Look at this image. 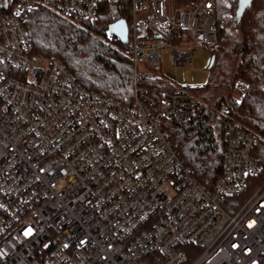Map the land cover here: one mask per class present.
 Returning <instances> with one entry per match:
<instances>
[{
	"label": "built area",
	"instance_id": "obj_1",
	"mask_svg": "<svg viewBox=\"0 0 264 264\" xmlns=\"http://www.w3.org/2000/svg\"><path fill=\"white\" fill-rule=\"evenodd\" d=\"M105 1L0 0V264H264L257 136L219 115L224 169L208 189L164 125L200 101L141 85L173 83L171 70L217 43L216 0H129L130 102L32 52L31 12L81 24Z\"/></svg>",
	"mask_w": 264,
	"mask_h": 264
},
{
	"label": "trees",
	"instance_id": "obj_2",
	"mask_svg": "<svg viewBox=\"0 0 264 264\" xmlns=\"http://www.w3.org/2000/svg\"><path fill=\"white\" fill-rule=\"evenodd\" d=\"M240 1L216 0L218 41L206 46L214 58L213 65L209 61L208 66L210 80L200 88L186 87L200 101L196 115L191 119L179 115L164 123L185 164L208 189L215 187L224 169L225 131L218 118L222 110L227 118L257 136L254 156L262 165V172L256 181L264 183V0H251L237 24ZM130 16L129 0L105 1L97 18L81 24L39 8L31 12L27 21L32 52L60 59L86 88L130 102L134 66L124 53L126 45L110 35L113 24L121 20L129 23ZM149 21V27L155 29V20ZM232 56L238 60L233 71L228 64ZM141 85L157 99L161 90L185 89L184 85L178 87L162 78L141 81ZM213 89L222 94L211 102L207 92Z\"/></svg>",
	"mask_w": 264,
	"mask_h": 264
},
{
	"label": "rangeland",
	"instance_id": "obj_3",
	"mask_svg": "<svg viewBox=\"0 0 264 264\" xmlns=\"http://www.w3.org/2000/svg\"><path fill=\"white\" fill-rule=\"evenodd\" d=\"M211 52L206 47L201 46L198 48L197 53L194 58V64L191 67L185 69H173L170 71L171 75L176 79L172 80L173 84L182 87L187 85L188 87L200 88L205 86L211 75V70L208 68L209 61L211 59ZM237 57L232 56V59L228 61L230 70H235L237 66ZM186 91L190 92L189 88H185ZM222 92L220 90L214 91L211 90L207 92V95L210 96L211 102H214L217 96H220ZM225 113V110H222L219 115ZM221 121V120H220Z\"/></svg>",
	"mask_w": 264,
	"mask_h": 264
},
{
	"label": "water",
	"instance_id": "obj_4",
	"mask_svg": "<svg viewBox=\"0 0 264 264\" xmlns=\"http://www.w3.org/2000/svg\"><path fill=\"white\" fill-rule=\"evenodd\" d=\"M251 2V0H247V3H243L242 0L240 1V8L237 11L235 21L238 24L241 20L242 14L245 10V7ZM110 33H112L114 36L118 37L123 43H127L128 41V26L126 21H118L115 24H113L110 28ZM214 63V58L210 60V66H212ZM186 86V85H184Z\"/></svg>",
	"mask_w": 264,
	"mask_h": 264
},
{
	"label": "snow or ice",
	"instance_id": "obj_5",
	"mask_svg": "<svg viewBox=\"0 0 264 264\" xmlns=\"http://www.w3.org/2000/svg\"><path fill=\"white\" fill-rule=\"evenodd\" d=\"M242 2H243V3H247V0H242ZM18 14H19V13H17V15H18ZM30 232H31V229H29V231L26 232L25 234L28 235V234H30Z\"/></svg>",
	"mask_w": 264,
	"mask_h": 264
}]
</instances>
